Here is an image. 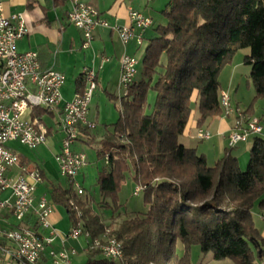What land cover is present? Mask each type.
Here are the masks:
<instances>
[{
    "label": "trees",
    "instance_id": "1",
    "mask_svg": "<svg viewBox=\"0 0 264 264\" xmlns=\"http://www.w3.org/2000/svg\"><path fill=\"white\" fill-rule=\"evenodd\" d=\"M162 14L167 24L141 47L144 78L121 98L119 119L106 126L104 147L97 153L105 162L108 157L98 186L100 206L112 210V221L127 173L143 187L148 212L113 226L72 188L54 187L50 200L66 209L73 227L90 233L92 245L107 229L122 243L120 261L99 258L101 251L93 248L86 264H192L194 246L216 261L261 264L264 240L253 210H264V140L253 138L243 172L232 149L210 167L181 139L195 111L200 128L223 115L220 75L241 50H250L245 64L251 66L255 101H264V0H170ZM85 87L82 75L78 94ZM247 113L255 116L254 105ZM46 115L52 116L34 113L42 121ZM32 229L37 232L38 226ZM179 241L183 256L177 252Z\"/></svg>",
    "mask_w": 264,
    "mask_h": 264
},
{
    "label": "built area",
    "instance_id": "2",
    "mask_svg": "<svg viewBox=\"0 0 264 264\" xmlns=\"http://www.w3.org/2000/svg\"><path fill=\"white\" fill-rule=\"evenodd\" d=\"M67 2L71 24L82 32L85 49H89L94 41L95 30L100 26L109 28L110 25L84 0ZM129 19L130 25L116 26L113 30L122 44L134 42L141 48L154 21L135 9L129 10ZM29 33L24 15L6 16L4 1L0 0V194L11 193L10 198H0V264H22V258H29L35 264L43 259V256L34 255V248L27 247L23 242H16L13 227L2 228V213L18 218V226L23 227V233H32L33 236L44 239V255L47 254L51 263L73 264V257H68V250L75 249L56 250L53 245L58 237L63 244L68 240L78 241L83 231L79 226L72 227L68 235L63 237L52 228L50 217L55 204L47 196L41 197L36 203L35 193L40 183L27 172V168L20 166V156L8 144L19 142L30 150H37L47 143L49 130L42 120L34 117V113L43 110L48 114H58L59 127L64 135L60 151L56 155L59 171L69 185H74L76 194L85 195L77 177L89 163L87 156L74 151L73 146L77 142L91 141L88 131L96 128L90 122L89 116L94 94L98 90V75L94 69H85V90L73 100L64 101L62 88L65 85V76L52 68L44 69L38 52L18 51V41ZM137 78V58L125 55L121 60L119 96L126 97L127 85L130 80ZM220 104L223 116H235V124L229 137V149L234 150L239 144L255 137L264 140V117L252 116L234 108L228 91L221 92ZM199 137L202 140L210 139V135L204 131H200ZM16 169H20L21 173H14ZM142 190L143 187L138 186L135 195H139ZM31 215L35 218L38 229L46 231L47 234L41 235L30 227L21 226ZM261 219L264 221V213ZM106 232H109L108 229ZM87 249H93L92 243H87ZM100 255L102 258L115 256V249L103 250Z\"/></svg>",
    "mask_w": 264,
    "mask_h": 264
},
{
    "label": "crops",
    "instance_id": "3",
    "mask_svg": "<svg viewBox=\"0 0 264 264\" xmlns=\"http://www.w3.org/2000/svg\"><path fill=\"white\" fill-rule=\"evenodd\" d=\"M3 1H4V12L6 16L14 17L17 15H24L26 23L30 29L29 35L18 41L17 43L18 51L20 53H25L29 51L38 52L40 57V62L43 68L46 69L52 68L55 71L63 74L64 76L66 74L61 71L64 72L67 71L71 74L72 80L70 82L74 83V91L73 93L71 92L69 93L64 85L62 88V95L64 101H71L78 94L77 81L82 77L83 71L85 69L89 68V69H94L96 71L98 75V89H99L105 87L106 84L109 85L108 79L103 78V73L106 74V71L111 73H116V75L120 77L121 60L124 54H129V53L139 54L142 52V54L144 55L143 50L139 48L136 43L133 42L128 45L122 44L117 33L113 30V27L116 26L124 27L130 25L129 10L130 9L137 10V8H135L134 6V0H84V2L92 5L101 14L102 19L106 20L110 25L109 28L100 26L95 30L94 41L89 49L82 48L83 34L68 20L69 3L67 2V0H3ZM137 11L142 12L141 10H137ZM151 30H149L147 34ZM82 50L87 51V54H85V56L83 57L81 54H77ZM73 58L75 60L71 63ZM65 65H66V69L64 68ZM222 91H227V90L222 87ZM121 97L122 96H120L119 98L121 99ZM234 108L242 109L239 104H236ZM245 112H247V110ZM56 115L58 116V123L56 125L59 127L58 114H54L52 116L46 115L43 118V122L45 123V125L49 130V137L53 136L54 133L53 132L54 129L50 124V122L51 123L53 122V120L55 119L54 117ZM254 115L257 116L256 114ZM197 119H198V115L196 116L193 115L188 130L185 136L182 137L181 142L186 147L194 149L198 154L204 156L207 160V163L211 154L210 151L214 152V154H216V158L214 160L215 161L214 166H215L217 161L225 155L227 150H229L228 147L229 137L231 135V131L235 124V116L225 117L221 115L218 118L208 121L202 128L198 127ZM90 122L94 123L91 120ZM92 131L93 130L88 131L90 136L92 137L91 141H89L91 143L94 141V135L92 134ZM200 131H204L205 133H208L210 135V139L202 140L199 137ZM250 140L246 143L239 144L234 150H232L233 156L239 159V165L241 169H243V166L240 161L241 155L246 156L247 154H249L250 156V151L253 147V141L251 144H249ZM89 142L87 143L77 142L75 145L79 146L81 144H91ZM244 144H247V146H242ZM10 149L15 152V150H13L12 148ZM236 149L239 150L237 152H234ZM73 150L79 152L76 149ZM18 155L20 156V166L27 168V172L30 173L35 171H39V173L42 172L43 174L42 181L40 182L39 186L47 182L48 180L47 175L45 174V171L42 170V168H40V166L33 167L30 164L29 159L25 158V156L23 155L20 154ZM14 173L16 174L21 173V170L16 169ZM39 186L35 193L36 203H38L41 197L46 196V194H38ZM54 187H62V186L53 185V188ZM64 189H68V188H64ZM10 196H11L10 192H5L0 194L1 199H7L10 198ZM56 206L57 205H55L54 207ZM263 213L264 210H261L259 206H256L253 210L255 226L260 231L261 237L264 240V221L261 219V215ZM1 215H2V228L13 227V229H23V227L18 226V218L12 217V215H10L9 213H4V214L2 213ZM61 219H62L61 213L54 209V212L50 217V223L52 225V228L57 229L55 227H57ZM35 225H36V220L31 215L29 216L27 221L23 223L21 226L30 227L32 229ZM37 232L41 235L47 234L46 231H43L41 229H38ZM60 236L63 235L60 234ZM71 241L79 244L81 246V249L88 254V251L90 249H87V243L89 242L85 238H81L78 241L68 240L65 244H63L61 238L58 237L53 247L56 250H61L63 248L75 249V247L68 245V243ZM73 256L76 257L78 256V254L75 253ZM2 264H12V263H2ZM42 264H53L51 263V260L49 259L47 254L45 255L43 254Z\"/></svg>",
    "mask_w": 264,
    "mask_h": 264
},
{
    "label": "rangeland",
    "instance_id": "4",
    "mask_svg": "<svg viewBox=\"0 0 264 264\" xmlns=\"http://www.w3.org/2000/svg\"><path fill=\"white\" fill-rule=\"evenodd\" d=\"M147 3V4H146ZM170 0H134V6L137 10H141L151 17L154 20L153 29L147 34V39L151 40L158 36V27L164 26L167 24V18L162 14L167 6L169 5ZM70 22V21H69ZM77 54H81L82 57L87 54V51H80ZM250 54V50H241L235 56L231 64L226 65L220 75V82L222 87L229 91V94L232 99L233 106L239 104L241 110H248L252 105H254V112L258 117L264 116V101L258 100L255 101V88L250 79L251 66L245 64V58ZM129 56H134L139 60L138 64V78L141 80L143 76V61L144 55L141 53L134 54H124ZM122 57V58H123ZM75 59L73 58L71 63ZM72 67V66H71ZM66 69V65L64 67ZM66 75L65 88L70 93L74 91V83H71L72 76L67 71H61ZM108 73V74H107ZM83 75V74H82ZM103 78L108 79L109 85L106 84L105 87L99 88L95 94L90 106V116L89 119L96 124V128L93 129L92 134L94 135V141L91 144H81L73 146V149H76L79 152L84 153L88 159V167L77 177V181L83 186L85 190V195L81 196L83 199L87 200L91 207L100 214L107 225L112 224L115 226L120 223L127 217L132 216H142L148 212V205L144 203V194L143 190L139 195H135V190L138 188V185L133 179V173L126 174V180L121 185L120 191L117 196V200L120 207L119 213L115 215V220L112 221V210L101 208L100 203L102 201V196L100 188L98 186V178L101 172L108 170L107 164L103 159H99L97 153L104 147L103 137L106 134V126L114 124L119 119V109L121 107V99L119 94L120 77L116 73L107 72L103 73ZM73 82V81H72ZM71 84V85H70ZM107 88V89H106ZM107 90V91H106ZM112 97H111V96ZM123 97V96H122ZM121 97V98H122ZM155 100V94L150 92L149 102L153 104ZM197 115L195 111L194 116ZM55 119L50 124L54 129L53 136L49 137L47 143L38 148L37 150H30L27 147L21 145L19 142H11L8 144L10 148L15 150L16 153L25 156V158L30 160V164L33 167L42 168L47 175V182L39 186L38 194H46L50 199V191L55 186H62L63 188H72L75 190L74 185L69 186L65 179H63L59 174V168L56 161V155L60 151V145L64 138L63 133L56 125L58 123V116L54 117ZM253 140H250L249 144ZM242 146H247L244 144ZM241 146V147H242ZM239 149H236L234 152H237ZM210 157L208 159V165L210 167L214 166V160L216 154L210 151ZM200 155V154H198ZM250 156L241 155V164L243 166L242 171L246 172L247 165L249 163ZM239 161V159H238ZM248 161V162H247ZM247 163V164H246ZM108 202L112 203V199H108ZM54 209L61 213L62 219L55 229L59 234L67 236V234L72 229V223L69 220L68 213L64 207L56 206ZM110 230L112 233L111 229ZM116 239V238H115ZM118 240V239H117ZM120 242V241H119ZM121 243V242H120ZM122 244V243H121ZM68 245L75 247L78 256L72 258L73 264H86L89 258V255L81 249V246L76 242H69ZM123 246V245H122ZM177 252L180 256L184 255V247L179 241L177 243ZM101 258V255L99 256ZM191 263L192 264H235L230 259L223 261H216L213 259L212 253L205 254L202 252L199 246H194L191 250Z\"/></svg>",
    "mask_w": 264,
    "mask_h": 264
},
{
    "label": "bare ground",
    "instance_id": "5",
    "mask_svg": "<svg viewBox=\"0 0 264 264\" xmlns=\"http://www.w3.org/2000/svg\"><path fill=\"white\" fill-rule=\"evenodd\" d=\"M68 20L71 23V14L70 11L68 12ZM142 44V46H144ZM82 48L85 49V43L82 44ZM138 59H137V68H138ZM139 74V70H138ZM84 76V73H83ZM135 80H130L129 85H127V92L129 90V87L134 83ZM31 176L34 177L38 182L40 183L42 181V176L39 173V171H35L31 173ZM73 186V185H71ZM140 193V192H139ZM79 229L83 231L81 233V238H85L88 242H90V233L86 231L81 225H78ZM76 227V226H75ZM109 232H106L101 239H96L94 241V245H92L93 248H96L103 252V250H113L115 249V256H106L105 258L112 260V261H120L123 258V246L117 240L115 237L113 238L112 235H110ZM13 233L16 234V242H23L24 245H27V247L34 248V255L36 256H43L44 254V239L37 238L33 236L32 233H23V229H13ZM115 245L117 247H115ZM75 254V250H68V257H72ZM22 264H33V260H29V258H22ZM35 264H42V261H36ZM57 264V263H53ZM263 264V262L261 263Z\"/></svg>",
    "mask_w": 264,
    "mask_h": 264
}]
</instances>
